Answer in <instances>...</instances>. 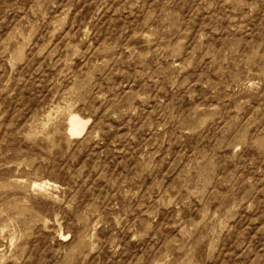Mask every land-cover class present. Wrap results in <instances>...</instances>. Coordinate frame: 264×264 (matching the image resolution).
Masks as SVG:
<instances>
[{
    "label": "rangeland",
    "instance_id": "374dc122",
    "mask_svg": "<svg viewBox=\"0 0 264 264\" xmlns=\"http://www.w3.org/2000/svg\"><path fill=\"white\" fill-rule=\"evenodd\" d=\"M0 264H264V0H0Z\"/></svg>",
    "mask_w": 264,
    "mask_h": 264
},
{
    "label": "bare ground",
    "instance_id": "6f19581e",
    "mask_svg": "<svg viewBox=\"0 0 264 264\" xmlns=\"http://www.w3.org/2000/svg\"><path fill=\"white\" fill-rule=\"evenodd\" d=\"M69 121H70L69 122V125H70L69 132H70V136L72 137L81 136L85 132L89 124L88 120H83L78 115H72Z\"/></svg>",
    "mask_w": 264,
    "mask_h": 264
}]
</instances>
